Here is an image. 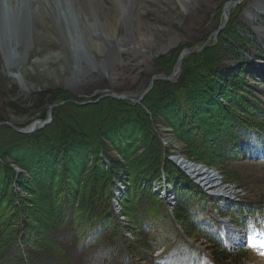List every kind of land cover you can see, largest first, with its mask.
Returning <instances> with one entry per match:
<instances>
[{
  "label": "trees",
  "instance_id": "16d2710c",
  "mask_svg": "<svg viewBox=\"0 0 264 264\" xmlns=\"http://www.w3.org/2000/svg\"><path fill=\"white\" fill-rule=\"evenodd\" d=\"M233 35L231 28L224 29L216 42H226L225 38ZM215 46L206 45L201 52L183 58L175 78L155 80L140 104L110 97L84 105L66 102L54 109L50 124L33 133L20 134L7 125L0 126V264H137L135 257L150 260L154 247L177 235L165 208L148 186L140 185L154 179L163 162L165 149L158 133L163 126L170 129L184 155L239 181L230 167L243 161L241 157L251 149L249 141L264 145V104L247 80L250 74L241 68L217 65L210 52ZM173 55L169 57L171 65L155 62L158 73H171L177 60ZM43 98L47 103L74 99L61 89L40 93L37 105ZM7 106L15 112H27L13 102ZM40 107L38 117L43 119L47 108ZM75 108L98 110L100 117L102 111L107 116L114 108L120 112L115 119L122 118L134 128L126 129L123 136L103 131L97 133L95 141L89 132L82 138L68 139L74 130L54 127L59 121L67 124ZM4 113L0 112V121H4ZM111 152L130 166L131 188L123 209L139 227L134 242L121 235L109 205V187L121 166ZM100 154L109 162V169L100 162ZM11 165L21 171L16 173ZM164 165L174 173L171 165ZM249 178L244 179L251 195L229 212L238 223L264 216V190L260 186L264 172L263 182L250 183ZM14 185L30 196L15 193ZM257 187L254 193L252 189ZM194 207L200 211L198 219L193 217ZM207 208L206 197L196 187H184L178 193L173 217L190 233L208 238L216 264H242L248 255L246 249L231 252L221 245ZM178 243L181 250L190 249Z\"/></svg>",
  "mask_w": 264,
  "mask_h": 264
},
{
  "label": "rangeland",
  "instance_id": "374dc122",
  "mask_svg": "<svg viewBox=\"0 0 264 264\" xmlns=\"http://www.w3.org/2000/svg\"><path fill=\"white\" fill-rule=\"evenodd\" d=\"M9 1L2 2L5 8L3 21L5 29L0 31V112H5V119L0 121L2 123L0 126L7 125L12 130H14L12 127L21 129L29 126L40 119L39 106L48 110L50 105L66 101L67 103L75 101L77 103L74 104L77 105L91 104L98 102L95 100L99 96L111 93L137 99L149 86L153 77L167 78L172 72L177 71V60L167 76L157 72L155 62L161 64L163 61L162 64L168 62V65H171L169 57L173 54H176L178 59L183 53L187 54L186 56L199 53L206 45H216L210 52L217 59L218 66L241 68L246 75L250 74L247 80L256 87L255 90L258 92L255 94L264 104V0H76L79 7L73 10L69 6H73L70 0H51L63 24H57L51 9V16L48 15V19L43 20L44 16L37 14V21L32 23L29 20V29H26L25 25L20 26L19 34L16 32L17 26L13 29L8 23L7 15L9 16L8 13L15 6ZM42 1L47 3L48 0ZM33 5L32 9L36 7ZM227 5L232 7L226 14ZM256 7L259 9L253 12L252 8ZM96 28L99 29L97 32ZM228 28H231L235 35L232 38H225L226 42L223 39L217 44L218 35ZM11 29L14 30L13 33ZM216 31L217 35L205 43ZM98 33L100 35H97ZM74 36L81 38L83 43L81 49L79 47L77 49L79 43L73 44ZM231 41H237L241 45L235 46ZM189 52L191 53L188 54ZM175 76L176 73L168 80ZM48 89H61L74 99L47 103V97L37 105L40 93ZM124 100L129 101L120 99ZM9 102L17 104L27 112L11 110L7 106ZM163 107L164 103L161 102L160 108ZM56 108L52 109V118ZM67 109L66 112L69 111V108ZM75 109L73 118L67 124L59 121L54 127L55 129L69 127L71 131L74 130L68 139H79L83 133L89 132L92 133L90 139L95 141L97 133L106 131L113 134L111 131H115L117 134L122 133L120 136H123L126 129L134 128V124L121 121L122 118L116 120L120 112L114 111V108L107 116L102 111L103 118L98 115V110ZM118 121L121 125H118ZM161 132L163 137L164 134L168 135L166 138L174 142L166 147L168 151L172 149L174 153L177 151L182 153L183 147L178 144L170 129L163 126ZM250 144L252 143H248ZM141 152L142 149L136 156ZM111 155L119 159L121 163L119 169L130 171V166L121 156L115 152H111ZM101 156L103 155L100 154L99 158ZM184 158L186 159L185 156ZM187 159L191 160L188 157ZM241 159L243 161L231 165V174L239 179L236 182L242 183L246 194L251 195L250 187L246 185L247 181L244 178L251 177L250 183L263 182L264 148L254 149ZM197 162L206 165V168L210 167L206 163ZM212 168L216 170V167L211 166L210 169ZM260 186L264 190V184ZM15 189H18L17 185ZM217 189L216 187L210 191ZM252 190L257 193L258 187ZM22 195L30 196L23 193ZM184 229L190 235L186 237L188 242L196 249H202L207 255L208 242L197 240L195 234ZM254 230H248V242L251 236L259 245L260 241H264V229ZM172 242L170 240L162 245L152 255H158L163 247L167 249ZM242 248L248 251L245 264H264V255H261L259 247H249L248 243ZM177 251L179 253V249ZM155 260L136 263L156 264ZM195 261L210 264L209 257L204 255L197 256Z\"/></svg>",
  "mask_w": 264,
  "mask_h": 264
},
{
  "label": "built area",
  "instance_id": "2783aa9c",
  "mask_svg": "<svg viewBox=\"0 0 264 264\" xmlns=\"http://www.w3.org/2000/svg\"><path fill=\"white\" fill-rule=\"evenodd\" d=\"M161 141L163 145L166 147H169L174 143L171 140L167 139L166 137H162ZM184 156L185 155H182V153H179V151L174 153V150L172 149H169V151L167 150V152L163 155V157L166 160L171 161L188 179L194 182H198L199 181L198 178L199 176H197L198 172L197 171L194 172L192 166L194 164L193 162L196 161L193 160L192 158H189L191 160H188L186 156L185 159ZM182 160L185 162L181 163ZM107 167H108V163H106V168ZM215 172L220 178L219 180L220 185L217 190L225 191V192H227V190L230 191L232 186L226 183L225 181H223L222 176L219 174V172L217 171ZM209 177L211 178V176ZM129 185H130V180H129L128 171L126 172L125 170H121L118 178L114 179V186L112 189V194H113L112 207L118 217L119 223L124 227V235L128 238H133V235L131 234V231L129 229L130 228L129 220L125 215L122 214V206H121V201L126 195ZM151 189L152 192L156 194L159 199H162L169 204L168 208L170 211L174 209L176 205L175 188L169 181L168 175L166 174L163 168H161L160 174L151 183Z\"/></svg>",
  "mask_w": 264,
  "mask_h": 264
},
{
  "label": "bare ground",
  "instance_id": "6f19581e",
  "mask_svg": "<svg viewBox=\"0 0 264 264\" xmlns=\"http://www.w3.org/2000/svg\"><path fill=\"white\" fill-rule=\"evenodd\" d=\"M70 1H72V3L71 2L70 3L73 4V6L69 5L70 6V9L73 10V9H76L77 7H79V5H76V0H70ZM2 2H3V0H0V31H2V30L5 29V23L3 22L4 21V17H5V15H4V13H5V10L4 9L5 8H3ZM9 2H12V4H14L15 6H13L12 10L10 11V13H8L9 16L7 15V19L9 21L8 20L7 21H8V23H10V25H11L10 27L11 28L16 29V26H17V31L16 32L18 34L21 31L20 30V26L25 25V28L26 29H29V23H30L29 20H31L32 23L37 21V18H38L37 17V14L43 15L44 16L43 17L44 18L43 20L48 19V15L51 16V14H50L51 13L50 12L51 9H53V12L52 13H53V15L55 17V20H57L56 21L57 24H60V25L63 24L62 23V19L59 17V15L57 16V13H56L54 7L52 6V1L51 0H48L47 3H45L42 0H10ZM32 5L33 6L36 5V7H33V9H32ZM62 7L64 8V6H62ZM227 7H229V6L227 5ZM257 8L258 7L252 8L253 9V12ZM16 24H18L19 26L16 25ZM13 26H15V27H13ZM98 30L99 29H97L95 32H97ZM13 31L14 30H12V33H13ZM97 35H100V33H98ZM80 39L81 38H78V37H75V36L73 37V44L76 45V44L79 43L77 45V49H78V47L80 48V46L83 45V43H81V40ZM122 96H126V95H122ZM181 163H184V161L182 160ZM192 166H193V171L194 172L195 171L198 172L197 173V176H199L198 177L199 178V181L197 183H200L204 187L205 190H208V191L210 189L215 190L216 187L217 188L219 187L220 184L218 183V181H219L220 178L216 174V172H215L216 170H213V168L210 169L211 167L206 168V165L200 164L198 162L197 163L195 162ZM209 176H211V178ZM228 194H229V190H227V192H220V193H218V195H228ZM225 224H226V226H230L228 223H225ZM233 234H236L237 237H235L234 235L230 234V232H228V231L226 233V236H227V238H235L232 243H233V245L237 246L238 243H240L239 238L241 237V233H240L239 230H234L233 231Z\"/></svg>",
  "mask_w": 264,
  "mask_h": 264
},
{
  "label": "water",
  "instance_id": "95a60500",
  "mask_svg": "<svg viewBox=\"0 0 264 264\" xmlns=\"http://www.w3.org/2000/svg\"><path fill=\"white\" fill-rule=\"evenodd\" d=\"M232 6H229V7H225V13L227 14V11L231 8ZM221 28H219V30H220ZM218 30V31H219ZM218 31H216V32H214V33H212L211 34V36H209L208 38H207V40L205 41V43H207L212 37H215L216 35H217V32ZM198 50H196V52H197ZM191 52H189L188 54H190ZM187 54H185V53H183V54H181V56L177 59V63H178V66H177V71H175V72H172L169 76H167V78H165V77H157V76H155V77H153L152 79H151V81H150V83H149V86L146 88V90H144L143 92H141V94H139V96H138V98L137 99H134V98H130V97H127V96H121V95H123V94H104V95H101V96H99L95 101H98V99L99 98H102V97H104V96H109V97H111V98H114V99H118V100H120V99H128L129 101H132V102H134V103H138V102H141L142 100H143V98H144V96L152 89V87H153V83H154V81L155 80H159V79H166V80H168L170 77H173L174 75H175V73L177 74V72L179 71V69H180V62H181V60H182V58L183 57H185ZM67 102V101H66ZM66 102H60V103H56V104H52V105H50L49 106V108H48V110H47V112H46V115H45V118H43V119H37L36 121H34L33 123H31L29 126H26V127H24V128H21V129H17V128H15V127H12L16 132H18V133H21V134H29V133H32V132H35L36 130H38V129H40V128H42V127H44V126H46V125H48V124H50L51 122H52V109L54 108V107H58V106H60V105H62V104H64V103H66ZM74 103H77V102H75V101H73ZM82 104H84V103H82ZM0 124H2V123H0Z\"/></svg>",
  "mask_w": 264,
  "mask_h": 264
},
{
  "label": "snow or ice",
  "instance_id": "6c2138e0",
  "mask_svg": "<svg viewBox=\"0 0 264 264\" xmlns=\"http://www.w3.org/2000/svg\"><path fill=\"white\" fill-rule=\"evenodd\" d=\"M249 247H259L261 249V255H264V241H260L259 245H257V243H255L252 239V237H249Z\"/></svg>",
  "mask_w": 264,
  "mask_h": 264
}]
</instances>
